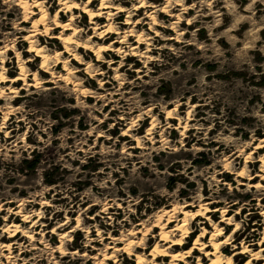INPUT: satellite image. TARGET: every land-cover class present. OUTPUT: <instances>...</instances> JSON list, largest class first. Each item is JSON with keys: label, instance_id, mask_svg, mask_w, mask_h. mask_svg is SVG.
I'll return each mask as SVG.
<instances>
[{"label": "rangeland", "instance_id": "374dc122", "mask_svg": "<svg viewBox=\"0 0 264 264\" xmlns=\"http://www.w3.org/2000/svg\"><path fill=\"white\" fill-rule=\"evenodd\" d=\"M17 2L0 0V50H5L0 72L18 76L20 64L31 58L26 70L34 85L20 80L14 86L18 92L8 88L0 98V235L9 222L19 223L34 232V240L20 232L17 247L5 252L11 257L0 255L1 263L136 264L137 252H149L160 241V228L153 229L158 215L189 203L196 210L208 199L216 200L212 207L219 210L209 221L199 217L191 225L183 248L193 246L202 227L211 232V222H219L227 208L233 225L225 233L237 226L238 235L223 248L224 256L232 255L234 245L242 250L262 239L264 189L250 186L261 183L260 177L247 176L261 172L264 148L249 158L245 178L238 172L247 163L249 149L243 146L264 137V0H146L148 6L133 19L146 21L137 27L150 37L146 58L110 51L101 64L82 48L85 63L71 65L81 68L75 80L61 79L60 63L54 67L57 77L45 72L38 84L31 74L42 58L28 51L24 36L32 19ZM134 2L122 6L131 9ZM58 3L47 1L51 17ZM166 4L169 14L157 13L153 24L146 13ZM76 13L84 16L79 26L90 35L89 15ZM126 15L116 20L122 29L129 26L122 24ZM50 36H41L40 43L64 50L63 42ZM89 61L102 74L90 76ZM74 81L81 83L77 89ZM18 210L32 221L12 213ZM137 231L135 240L146 249L129 254L119 240ZM233 258V264H245L250 255ZM169 261L166 257L164 264Z\"/></svg>", "mask_w": 264, "mask_h": 264}, {"label": "bare ground", "instance_id": "6f19581e", "mask_svg": "<svg viewBox=\"0 0 264 264\" xmlns=\"http://www.w3.org/2000/svg\"><path fill=\"white\" fill-rule=\"evenodd\" d=\"M47 1L48 0H18L16 3V5L23 9L25 17L32 19V25L30 28L28 30L24 28L22 29L28 32L24 36V39L30 43L28 51L35 52L37 56L42 58L39 69L31 74L33 75V80L36 84L40 83V74H44L45 72H50L52 77H57L54 74V67L58 66L60 63H63V70L65 71V74L59 75L62 77L61 79L67 82L75 80L74 78L77 77V74L81 73V68H72L71 65L76 62L85 63L83 56L80 54L82 48L93 51L97 56V61L101 64L106 62L104 60V55L111 54L109 53L110 51L115 53L117 52L119 55L125 53V55L130 54L145 58L148 56V54L145 53L151 51L150 45L152 44L150 43V37H146L144 31L137 30V27L146 23V21H144L143 16H139L133 20L134 16L137 15V12L148 6L146 4V0H137L138 2H134V6L131 9L124 8L122 6V3H128L130 0H59L58 9L53 17L50 16ZM97 1H100V5L95 9L93 8V5ZM117 2L121 4H117ZM76 10H81L85 14L89 15L90 20L88 29H93V32L90 35L86 36L87 31L85 28L79 26V23L81 22L80 17L84 18V16L77 14ZM169 10L168 4L164 5L160 11H157V9L153 6V9L146 13V17L152 19L153 24H157L156 14H160L161 12L168 13ZM122 12L127 13L126 20L122 22L124 25H129L125 29H122V26H118L116 24L118 23L116 20L119 19L118 17ZM67 15H69V17L66 21H60L61 17ZM102 18L106 19L104 23L100 22ZM27 21V19H23V22ZM21 28L22 27L20 26L18 27V29ZM58 28L60 29L59 33L52 35V32ZM111 34H117V37L114 38L115 36L113 37ZM43 35H51V38L60 39L63 42L64 50L52 51L48 48V46L52 44L51 42H48L47 45L40 43V41H42L41 36ZM132 37H135V43L129 44ZM144 43H146V45L148 44V48L146 51H141V53H139V48L142 44L144 45ZM128 49L130 51H128ZM3 53H5V50H0V54ZM66 53L69 54V57L64 56ZM85 54L89 55L87 51ZM17 56L21 57V54L17 52ZM30 61H32L31 58H29L26 62H22L20 64V74L10 79L7 78L4 71L0 72V98L7 93L6 89L8 88H11L10 92L12 93L18 92V90L14 89V86L20 80L24 81V85H34V83L28 82V76L30 73L26 70V64ZM109 64L114 66L116 64L115 60L110 61ZM93 67L95 66L91 61L86 63L85 71L89 73L90 76L102 74V72L96 73V70H94ZM124 67L125 64L123 62L119 63L118 68L122 69ZM50 81H52V79ZM74 82V86H76L77 89L81 83L77 81ZM4 83L6 84L5 87L3 86ZM10 83H12V85H9ZM85 83L87 82L85 81ZM82 89V91L86 92L88 88ZM13 96V99L17 100L18 96ZM168 117L172 118L173 116L169 113ZM262 148H264V137L260 139L259 143L249 142L243 146V149L241 148L242 150L249 149V151L246 160L247 163L238 172V176L244 178L246 177L248 174L246 167L248 166L247 164L251 162L249 158H252V154ZM258 160L262 162L260 168L261 172L247 176V179L252 180L256 177H260L261 183L253 184L251 182L250 184V186H255L260 191L261 189H264V184L262 183V181H264V153ZM260 199H264V196H261ZM12 201L13 200L10 202ZM215 202L216 200L208 199L196 210L192 209V207L195 206L194 204H184L180 207L169 209L158 215L156 224L153 225V229L156 227L160 228V241L156 242L149 252H137L136 264H164L166 257H170L168 264H204L206 260L207 264H233V257L238 253H248L250 255V258L245 264H253L255 260H263L261 264H264V232L262 239L256 243L259 245V248L253 249L252 247L256 244H250L247 246L244 245L242 250H239L237 249V246L234 245L235 249L232 255L224 256L222 253L223 248L226 249L228 245H233V239L238 235L237 226L233 228L231 233H225V228H228L229 225H233V219L228 213L230 210L228 208L222 210V218L219 222H211L213 226V230L211 232L208 231L207 227H202L201 232L193 243V246L186 249L183 248L186 245V239L192 232L191 225L194 224L199 217H203L209 221L210 213L214 216L219 210L218 206L215 208L212 207ZM6 203L7 202H3V205H6ZM21 212V210H18L17 212L12 213L22 216L24 222L29 223L32 221L31 215H23ZM261 213L264 214V211ZM200 223L202 225H206L207 222L201 220ZM35 226L31 225L30 228L33 229ZM21 227L22 226L19 223L11 222L5 226L3 229L4 233L0 235V242L5 238H9L10 240L3 242V244L0 243V255L7 258L11 257L10 255H5V252L11 251L14 247H17L16 244H18V242L15 238L20 232H22L23 236L31 239V241L34 240V232ZM52 231L54 232V230ZM139 232L140 231L130 233V237L119 240V242H123L125 244V246L121 248L129 254H133V251H137L141 248L146 249L138 244V240H135L137 238V233ZM208 232L210 233V238L208 241H204ZM112 247L113 246H109V248ZM197 251L201 252L202 255H199L196 261H194V254ZM0 264L5 263L0 262Z\"/></svg>", "mask_w": 264, "mask_h": 264}, {"label": "trees", "instance_id": "16d2710c", "mask_svg": "<svg viewBox=\"0 0 264 264\" xmlns=\"http://www.w3.org/2000/svg\"><path fill=\"white\" fill-rule=\"evenodd\" d=\"M35 163H36V160L33 161V162L30 164V166H31V167H34Z\"/></svg>", "mask_w": 264, "mask_h": 264}]
</instances>
